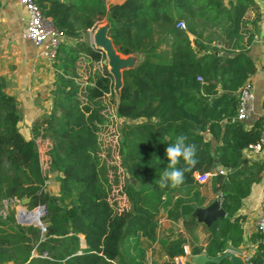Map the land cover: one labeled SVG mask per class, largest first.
I'll list each match as a JSON object with an SVG mask.
<instances>
[{
  "label": "trees",
  "instance_id": "1",
  "mask_svg": "<svg viewBox=\"0 0 264 264\" xmlns=\"http://www.w3.org/2000/svg\"><path fill=\"white\" fill-rule=\"evenodd\" d=\"M37 2L65 33L52 59L51 104L33 119L30 141L36 152L35 138L46 141L45 171L55 174L58 184L56 192L46 185H30L29 171L17 161V153L26 144L19 129L18 100L0 77V208L3 200L19 198L28 208L45 205L46 209L41 217L43 231L32 223L18 222L13 209L5 216L0 212V263L118 264L119 247L129 236L141 235L149 243L156 240L165 194L194 187V173L211 170L215 155L227 168L215 175L226 215L210 222L205 247L193 245L191 253L215 257L237 247L243 229L236 210L248 186L236 168L245 161L242 149L256 141L261 131L260 121L244 129L235 119L237 91L255 70L248 53L261 15L255 0H236L230 8L222 0L114 4L106 15L107 34L118 52L139 56L136 65L122 69L117 98L105 52L81 36L104 17L102 0ZM196 13L197 48L187 34L194 29L175 23L177 15L179 19L181 14L194 17ZM162 33L171 36L165 56L157 50ZM200 38L219 40L221 45L208 46ZM111 109L113 116L124 118L115 143L117 157L111 155L109 145L106 153L101 145ZM205 131L222 141L214 153ZM181 134L188 137L187 143L196 144L198 163L185 173L182 185L161 189L157 181L168 163L165 149ZM183 166L181 161L178 167ZM116 189L121 190L125 209L117 243L107 254L104 242L114 215ZM257 239L256 248L245 258L248 264H264V235L257 232ZM159 240L167 256L163 264H177L173 258L185 254V236ZM184 264L193 263L186 260ZM204 264L231 262L223 258Z\"/></svg>",
  "mask_w": 264,
  "mask_h": 264
},
{
  "label": "crops",
  "instance_id": "2",
  "mask_svg": "<svg viewBox=\"0 0 264 264\" xmlns=\"http://www.w3.org/2000/svg\"><path fill=\"white\" fill-rule=\"evenodd\" d=\"M235 1L222 0V4L226 8H230ZM255 3L261 15L248 49V53L255 64V70L246 79L253 86L254 99L249 115L244 120H238L244 129H250L260 121L258 115L264 104V0H255ZM186 15L181 14L179 18L187 20ZM176 17L178 19V15ZM194 17L197 20V13ZM26 19V10L18 0H0V77L4 84L9 85L11 88L6 89L5 87V89L15 95L19 107H22L21 115L24 118L34 119L50 107V89L54 79V69L52 60L40 56L39 47L21 37ZM116 23L119 24L120 22ZM104 25L107 26V23ZM187 34L191 43L197 48V28L193 31H187ZM170 37L166 33L160 35L161 44L157 50H163V56L170 48ZM198 40H202L203 44L208 46L216 45L220 47L221 45L219 40L206 41L205 38ZM204 49H201V51H205ZM44 66H47L48 69H44ZM218 90L220 91V87ZM203 135L206 140L211 142V152L214 153V148L222 141L215 139L208 131L203 132ZM242 157L245 161L236 170L243 183L248 186V192L241 198L239 207L236 210V215L242 216L240 221L243 229L242 241L232 249L245 259L257 246L258 231L255 228V219L260 213L264 212V150L252 151L244 147ZM221 166L223 165L220 163L219 156L215 155L211 171H216ZM215 175H211L204 182L197 180V186L187 189L184 193L178 191L175 194L168 192L165 194L158 216V224L160 222V225L166 226L165 232H161L160 235L159 228L157 229L156 240L150 244L148 243L150 253L145 248L143 254H141L142 261L146 257L145 260L149 261L148 264H157V262H154L158 260L155 257L154 246H156L157 241H160L158 237L181 234L186 238L183 245L186 252L184 255H179V262H182L179 264H184L186 260L191 261L193 264H203L204 254H192L191 248L193 245L204 248L210 236L208 231L210 221L201 216V213L202 209L212 202H219L221 191L215 188L217 185ZM159 244L162 246V256L164 257L161 262H164L167 260V256L163 251V243L160 242ZM134 257H137V255H133L130 251V261L127 264H136L133 263ZM173 260L178 263L174 258ZM0 264L13 263L7 261ZM137 264H141V261Z\"/></svg>",
  "mask_w": 264,
  "mask_h": 264
},
{
  "label": "rangeland",
  "instance_id": "3",
  "mask_svg": "<svg viewBox=\"0 0 264 264\" xmlns=\"http://www.w3.org/2000/svg\"><path fill=\"white\" fill-rule=\"evenodd\" d=\"M122 1H124V0H102L104 10L106 11L104 17L97 20L93 27H89L85 32H83L81 35L82 39H84L88 43L94 45L95 44L94 34H95L96 30L100 26L107 23V16L106 15L111 13V9H112L113 5L117 4V3H121ZM186 17H187V20H185L183 18H179V19L175 18V21L177 22L178 20H182L184 22V27L182 29L187 28V27H191L192 29L195 30L197 28L196 18L195 17L193 18L189 14H187ZM27 43H29V42H27ZM121 56L129 59L131 66L136 65L138 62V59H139L138 54H126V55L122 54ZM106 60L108 63L107 58H106ZM50 66H51V64H50ZM108 67H109V65H108ZM45 68H47V66H44V69ZM36 79H38V78H36ZM5 87H6V89H11L9 85L7 86L5 84ZM113 89L115 91V98H117V94L119 91V85L116 84L115 78H114ZM18 110L21 114L22 107L21 106L19 107V105H18ZM113 111L114 110L111 109L109 112V114L110 113L111 114H110L109 119H108V124L104 128V131L102 134L101 145L104 149L103 150L104 153H106L107 146L109 145L110 146L109 150L111 152V155L114 154V156L117 157L116 156L117 150L115 147V143H116L117 136L119 133V127L122 124V121L124 120V118L118 117L116 115L113 116L112 115ZM32 121H33V119L24 118L21 115V119L19 121V129L25 135L26 144H24L20 148L19 152L17 153V161H19L29 171L30 185H32V187H35V186L42 184V185H46V188L49 191L56 192L58 183H57V179H55V174H47L45 171V169H46V154H45V148H46L45 143H46V141L42 138H39V137L35 138L37 145H38L39 152H36V150H34L33 146L30 144V141H31L33 133H34V127L32 125ZM116 160L118 161V158H116ZM196 186H197V184H196ZM113 194L116 198L115 199L116 203L114 205V215H113V219L111 220L110 230H109V232L106 236L105 242H104V253H107V254H110L112 252L114 245L117 243V237H118V233L120 230L118 224H120V222H121V219L123 217V210L125 209V200H124L123 196H121V190L116 189V190H114ZM21 207L27 208V209H36L37 208V206H35L33 208H28L24 204L23 200H21L19 198H12V199L3 200L2 206L0 208V212L5 216L7 213H9V211L11 209H13L15 218L17 219V213L20 211ZM45 212H46L45 208H42L40 210V214H39V211L36 212L39 215L40 221H42L41 217L45 214ZM158 216H159V214H158ZM17 221L21 222V223H26L22 220V218L20 220L17 219ZM117 221H118V223H117ZM31 223L34 225H37L41 228V226H40L41 223L40 224L35 223L34 221H32ZM27 224H29V223H27ZM165 227H166L165 225H160V222L157 225V229L159 228L160 235L162 234L161 232H165V229H166ZM41 230H42V228H41ZM148 243H149V241L145 240L144 237L142 238L141 235H138L137 237L129 236L128 238H126L122 242V245L119 247V251L121 253V257L124 259V262L122 263L123 260H121V257H117L116 262L118 264L129 263V261H130L129 260V253L131 251V253L133 255H137V257L133 258V261H134L133 263L137 264V263H139V261H141V264H148L149 261L145 260L146 257H144L143 261L141 259V254H143L145 248L150 253L149 246H148L150 243L149 244ZM159 243H160V241L159 242L157 241L156 246H154L155 247L154 250L156 251L155 257H157V259H158L154 262L155 263L157 262V264H163V262H161L164 259V257L162 256V246H160ZM36 252H37L36 249L32 250L33 255L36 254ZM179 263H182V262H178L177 264H179ZM151 264H153V263H151Z\"/></svg>",
  "mask_w": 264,
  "mask_h": 264
},
{
  "label": "built area",
  "instance_id": "4",
  "mask_svg": "<svg viewBox=\"0 0 264 264\" xmlns=\"http://www.w3.org/2000/svg\"><path fill=\"white\" fill-rule=\"evenodd\" d=\"M24 7L27 13L26 25L21 31V37L39 47L40 56L52 60L56 53L58 46L65 39V33L62 29L55 26L52 19L46 16L41 10L37 0H18ZM176 26L183 28L184 22L178 20ZM201 79V76H198ZM238 105L236 109L235 118L237 120H244L252 109L254 99L253 86L250 81L245 80L239 87L238 91ZM258 118L261 121V131L258 139L247 144L246 149L252 151L264 150V104L261 107ZM227 168L225 166L219 167L216 171L195 172L194 177L199 182H204L213 174H223ZM42 230L45 227L41 223ZM255 228L258 232L264 235V212L260 213L255 219ZM186 252V248L184 246ZM174 259L179 262L180 256H175Z\"/></svg>",
  "mask_w": 264,
  "mask_h": 264
},
{
  "label": "water",
  "instance_id": "5",
  "mask_svg": "<svg viewBox=\"0 0 264 264\" xmlns=\"http://www.w3.org/2000/svg\"><path fill=\"white\" fill-rule=\"evenodd\" d=\"M107 30L108 28L106 25H102L96 30L94 34V45L101 48L105 52L106 58L108 59L109 71L114 76L116 84L120 87L122 83V69L124 67L130 66V60L122 57V54L116 50L110 36L107 34ZM42 208H45V205H39L36 209L41 210ZM34 210L35 209H27L21 207L20 211L17 213V219L20 220L22 218V220L26 223H31L32 221H34L35 223L40 224L41 221L39 219V216L33 220L28 215V213ZM225 215L226 212L220 206L218 201H214L210 205L202 209L201 213V216L206 217L210 222L217 217ZM204 256L205 258L203 264L207 260L218 262L223 258L229 259L231 264H248L245 259L237 254L233 249H226L215 257H208L206 254H204Z\"/></svg>",
  "mask_w": 264,
  "mask_h": 264
},
{
  "label": "clouds",
  "instance_id": "6",
  "mask_svg": "<svg viewBox=\"0 0 264 264\" xmlns=\"http://www.w3.org/2000/svg\"><path fill=\"white\" fill-rule=\"evenodd\" d=\"M188 137L178 135L174 142L169 143L165 149L167 166L161 173L157 183L161 189L179 187L184 183L185 173L190 171L197 163V146L187 143ZM183 161V167H178Z\"/></svg>",
  "mask_w": 264,
  "mask_h": 264
},
{
  "label": "bare ground",
  "instance_id": "7",
  "mask_svg": "<svg viewBox=\"0 0 264 264\" xmlns=\"http://www.w3.org/2000/svg\"><path fill=\"white\" fill-rule=\"evenodd\" d=\"M39 211V214H40V210H38V209H35L34 211H32V212H30V213H28V215L31 217V219L33 218V219H36L39 215L36 213V212H38ZM36 213V214H35ZM39 225V224H38Z\"/></svg>",
  "mask_w": 264,
  "mask_h": 264
}]
</instances>
